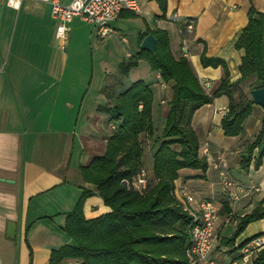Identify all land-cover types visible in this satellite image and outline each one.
<instances>
[{"label":"crops","instance_id":"1","mask_svg":"<svg viewBox=\"0 0 264 264\" xmlns=\"http://www.w3.org/2000/svg\"><path fill=\"white\" fill-rule=\"evenodd\" d=\"M69 1L60 0L63 4ZM135 1L139 12H121L110 25L111 36H85V28L94 30L93 26L74 18L62 41L55 37L48 3L23 0L15 9L0 0V46L6 42L15 14H22L21 32L28 28L38 33L29 37L13 34V54L3 59L0 52V264H29V251L32 264H48L51 250L70 242L62 230L65 218L82 188H91L83 181L80 167L105 151L115 127L107 113L114 97L135 81L145 82L153 92L154 124H162L172 90L139 58L144 31L165 30L173 56L188 60L206 93L216 89L224 69L221 65L204 66L202 54L224 63L235 99L239 92L250 98L253 78L237 82L243 51L234 44L247 22L249 7L264 14V0H166L164 15L155 0ZM187 18L194 19L191 33L183 27ZM81 36L93 46L78 54L75 44ZM92 49L104 53L98 80L94 79ZM129 60L135 65L124 73L121 67ZM94 81V94L89 95ZM228 104V97L220 95L192 114L190 125L198 137V154L207 167L204 171L180 169L173 182V194L180 203L190 205L198 214L203 200L211 201L217 209L210 257L218 264L239 261L241 249L235 247L246 239L263 233L264 240L262 218L246 226L234 248L218 244L221 237L235 230L239 217L264 198V154L258 168L253 167V160L247 169L240 165L241 151L259 130L262 108L252 104L244 132L226 136L221 122ZM140 139L142 170L148 181H153V139L147 135ZM256 154L257 150L254 157ZM223 179L232 183L230 190L238 193L237 200L232 201L223 191ZM224 205L229 212L224 211ZM109 211L97 195L84 201L86 218ZM8 223L14 224L12 237L7 236ZM226 254L230 259L223 262Z\"/></svg>","mask_w":264,"mask_h":264},{"label":"trees","instance_id":"2","mask_svg":"<svg viewBox=\"0 0 264 264\" xmlns=\"http://www.w3.org/2000/svg\"><path fill=\"white\" fill-rule=\"evenodd\" d=\"M155 1L164 15L166 0ZM149 33L155 38V53L140 50L139 58L145 60L150 70L157 72L172 90L163 122L157 126L154 124L153 92L141 80L131 83L113 98L107 113L115 127L105 151L88 165L80 167L83 181L91 188H82L62 227L70 242L52 249L48 264H189L186 249L190 243L191 217L175 198L173 182L180 169L204 171L207 167L206 160L198 154V137L190 125L192 114L215 97L226 95L229 104L221 126L226 136H238L244 132V120L251 114L253 103L242 92L235 99L224 63L202 54L204 66L221 65L224 69L219 85L212 93H206L188 60L173 56L167 32L158 28L146 30L140 40ZM234 47L243 51L237 82L253 78L251 90L264 88V14L252 6ZM134 65L135 61L129 60L121 68L127 73ZM261 108L259 130L241 151L240 165L243 169H247L252 160L254 168L262 162L264 105ZM142 135L153 139L154 180L148 181L140 192L131 186V182L143 167ZM92 195L99 196L110 211L86 218L83 204ZM224 211L229 212L226 205ZM262 218L264 198L239 217L235 230L229 236L221 237L219 246L234 248L246 226ZM262 235L246 239L235 248L242 249ZM29 264H32L31 251ZM251 264H264V246L256 252Z\"/></svg>","mask_w":264,"mask_h":264},{"label":"built area","instance_id":"3","mask_svg":"<svg viewBox=\"0 0 264 264\" xmlns=\"http://www.w3.org/2000/svg\"><path fill=\"white\" fill-rule=\"evenodd\" d=\"M23 0H5L9 7L18 9ZM48 3L50 16L55 23V37L62 41L66 40L68 23L74 18H79L94 28L99 38H106L112 35L111 23L115 21L123 11L139 12L135 0H70L63 4L60 0H34ZM186 32L191 33L194 28V19L187 18L183 22ZM184 51V55H185ZM208 85H206L207 87ZM227 109L224 111L226 114ZM148 183L146 173L141 170L132 180L131 186L142 192ZM232 183L226 179L222 180V189L228 197L235 201L239 198L236 191L231 189ZM182 209L191 217L189 227L190 243L186 249L189 264H218L210 257V251L215 240V222L217 209L211 201L203 200L199 205L198 214L190 205L181 203ZM262 237L256 238L247 243L241 249L238 260H232L228 264L251 263L256 252L263 245Z\"/></svg>","mask_w":264,"mask_h":264},{"label":"rangeland","instance_id":"4","mask_svg":"<svg viewBox=\"0 0 264 264\" xmlns=\"http://www.w3.org/2000/svg\"><path fill=\"white\" fill-rule=\"evenodd\" d=\"M14 18L18 19L17 23L14 22ZM22 20H23L22 14L19 17H16V14H15V17L13 15V20H11V23H13V25H12L11 29H7V31H6V42L2 46H0V52L2 54V58L3 59H5L7 54H10V55L13 54V52L15 50V44H11V36H13V34H14V36H17V37H29L32 34H33L32 36H38L37 32L32 31L31 29H28V28L25 29V30H22L24 32H21V29L19 27L21 26ZM15 24H17L16 25V32L13 33V31L15 30L13 26H15ZM19 29H20V33H18ZM90 29H91V26L86 27L85 31L87 32V34H86V32H84V35L85 36L86 35L89 36L90 34H92V36L94 37L95 36V32L92 29H91L92 31H90ZM30 33H32V34H30ZM41 36H43V35H41ZM24 46L27 47L28 45H24ZM75 46H76L75 48H77L78 54H79V52L82 53L83 50H86V47L91 48L93 45L91 44V46H90V44L87 41V39L81 36V37H79V40L76 41ZM103 54L100 51L92 49L94 79H97V80H98L97 76L99 74V69L101 67L99 61H100V58H101V56ZM94 87H95V81L92 82V88H91L92 90L90 91L89 95L94 94V92H93L94 91ZM89 95L87 97H89ZM229 259H230V255L226 254L225 255V259H223V262H227Z\"/></svg>","mask_w":264,"mask_h":264},{"label":"water","instance_id":"5","mask_svg":"<svg viewBox=\"0 0 264 264\" xmlns=\"http://www.w3.org/2000/svg\"><path fill=\"white\" fill-rule=\"evenodd\" d=\"M140 48L151 54L155 53V38L152 34L144 36L140 43ZM250 100L253 104L258 106L264 105V88H255L250 91ZM14 234V224L8 223L7 236L12 237Z\"/></svg>","mask_w":264,"mask_h":264}]
</instances>
